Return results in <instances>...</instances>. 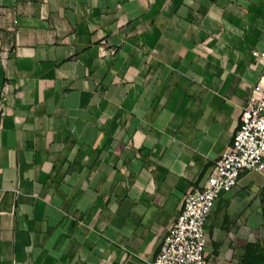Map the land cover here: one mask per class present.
Wrapping results in <instances>:
<instances>
[{
    "label": "crops",
    "instance_id": "1",
    "mask_svg": "<svg viewBox=\"0 0 264 264\" xmlns=\"http://www.w3.org/2000/svg\"><path fill=\"white\" fill-rule=\"evenodd\" d=\"M264 0H0V264H150L263 73ZM264 178L204 229L264 240Z\"/></svg>",
    "mask_w": 264,
    "mask_h": 264
},
{
    "label": "built area",
    "instance_id": "2",
    "mask_svg": "<svg viewBox=\"0 0 264 264\" xmlns=\"http://www.w3.org/2000/svg\"><path fill=\"white\" fill-rule=\"evenodd\" d=\"M252 55L264 67V52ZM244 171L264 178V70L242 108L231 144L210 175L184 194L181 210L150 264H209L205 223L218 198L232 191Z\"/></svg>",
    "mask_w": 264,
    "mask_h": 264
},
{
    "label": "trees",
    "instance_id": "3",
    "mask_svg": "<svg viewBox=\"0 0 264 264\" xmlns=\"http://www.w3.org/2000/svg\"><path fill=\"white\" fill-rule=\"evenodd\" d=\"M260 200L264 205V195ZM238 264H264V240L259 239L256 243H248Z\"/></svg>",
    "mask_w": 264,
    "mask_h": 264
}]
</instances>
